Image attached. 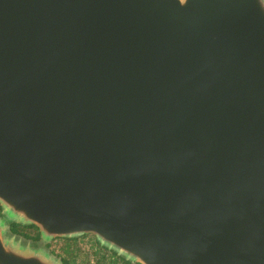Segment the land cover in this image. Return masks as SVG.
I'll return each instance as SVG.
<instances>
[{"label": "water", "instance_id": "1", "mask_svg": "<svg viewBox=\"0 0 264 264\" xmlns=\"http://www.w3.org/2000/svg\"><path fill=\"white\" fill-rule=\"evenodd\" d=\"M0 210V264H264V0H0Z\"/></svg>", "mask_w": 264, "mask_h": 264}, {"label": "rangeland", "instance_id": "2", "mask_svg": "<svg viewBox=\"0 0 264 264\" xmlns=\"http://www.w3.org/2000/svg\"><path fill=\"white\" fill-rule=\"evenodd\" d=\"M7 224L9 228L5 234V238L12 240L13 242L20 244L24 247L31 249H39L44 252H47L58 261L67 260L76 264H94V261L96 259H99V257L94 254L95 252H98L106 257V260L103 262L104 264H107V261L110 258L114 259L113 257H111L110 253H108L112 251L106 249L108 252H99L97 250V247L94 243L95 238L91 235H85L75 239H53L50 242H44L40 238V236L38 237V239H27L18 235H14L10 231L11 223L8 222ZM36 231L38 232L37 229ZM33 232L34 230L29 232L31 233V236L34 235Z\"/></svg>", "mask_w": 264, "mask_h": 264}, {"label": "trees", "instance_id": "3", "mask_svg": "<svg viewBox=\"0 0 264 264\" xmlns=\"http://www.w3.org/2000/svg\"><path fill=\"white\" fill-rule=\"evenodd\" d=\"M1 212V210H0ZM34 230L33 232V236H31L29 233L30 231ZM10 231L12 232V234L14 235H18V236H21V237H24V238H27V239H38L39 237V234L38 232L36 231V228L34 226H21L19 224H15V223H11L10 224ZM94 243L97 247V250L99 252H102V251H105V252H108L105 248H102L101 246L98 245V243L94 240ZM110 253L111 257H113L114 259H109L107 261V264H130L129 262L125 261L124 259H122L121 257L117 256L115 253L113 252H108ZM96 256L99 257V259H96L94 261V264H104L103 262L106 260V257L104 255H101L100 253L98 252H95L94 253ZM62 264H76L74 262H70V261H67V260H62ZM88 264V263H86Z\"/></svg>", "mask_w": 264, "mask_h": 264}]
</instances>
